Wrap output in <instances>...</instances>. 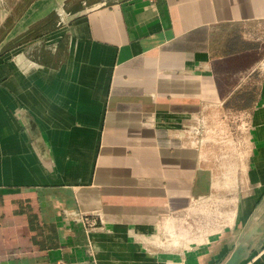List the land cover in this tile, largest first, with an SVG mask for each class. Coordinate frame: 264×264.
<instances>
[{
    "label": "crops",
    "instance_id": "0c3cea01",
    "mask_svg": "<svg viewBox=\"0 0 264 264\" xmlns=\"http://www.w3.org/2000/svg\"><path fill=\"white\" fill-rule=\"evenodd\" d=\"M13 10L0 264H226L238 248L264 264V0H28L7 26ZM235 112L252 136L237 183L219 184L204 135ZM233 192L235 210L196 207Z\"/></svg>",
    "mask_w": 264,
    "mask_h": 264
},
{
    "label": "rangeland",
    "instance_id": "374dc122",
    "mask_svg": "<svg viewBox=\"0 0 264 264\" xmlns=\"http://www.w3.org/2000/svg\"><path fill=\"white\" fill-rule=\"evenodd\" d=\"M27 1L28 0H0V24L4 16L10 13L12 8L14 9L18 4H22L25 6ZM52 5H48L47 9H51ZM47 9L45 8V10ZM23 10L24 8H21L19 12H17V15L14 17L11 25H14V23H16V21L19 19V15ZM67 13L69 12L67 11ZM69 22H66V28L69 26ZM64 30L66 29H63L62 32H64ZM7 31L8 27H6L5 29L4 26L0 25V39L5 33H7ZM55 39V35H48L42 41L48 43L54 41ZM20 40H25V36L15 38L13 41L18 42ZM251 116L252 113L248 112H235L232 114H228L227 116H220V126H217L218 128H215L213 126V128L209 127L206 129L207 132H205L204 135V138L206 140L205 144H207V146L204 148V154L207 157V159L205 160L206 167L209 168L208 170L214 172L215 174L219 173V184L229 185L237 183V180L239 178L238 173L241 172V168L237 166L236 159L238 156L242 155V152H248V138L252 136L253 129ZM239 195L240 194L236 192L201 194L197 197V202H202L203 204L201 203L202 206H200V204L196 205V207H199V210H202L203 212L210 211L214 214L217 213L220 215L225 213L227 210H235V206L238 204ZM218 199H223L225 200V202L229 201L230 203L232 202L234 204L228 205L229 208H227V203L221 205Z\"/></svg>",
    "mask_w": 264,
    "mask_h": 264
},
{
    "label": "trees",
    "instance_id": "16d2710c",
    "mask_svg": "<svg viewBox=\"0 0 264 264\" xmlns=\"http://www.w3.org/2000/svg\"><path fill=\"white\" fill-rule=\"evenodd\" d=\"M21 8H24V5H22V4H18V5L14 8L12 15H11V16L8 18V20L6 21V25H7V26H10V25H11L12 21L14 20V17L17 15V12H19V10H20ZM75 8H77V5H76ZM53 15H54V14L50 15V16L46 19L45 26L42 27L43 30L46 29V28L48 29L49 27H51V26L54 25V24H53L54 22H53V23L51 22V18H53ZM40 24H41V23H40ZM42 24H43V22H42ZM37 32H38V31H37ZM0 40H1V39H0Z\"/></svg>",
    "mask_w": 264,
    "mask_h": 264
},
{
    "label": "built area",
    "instance_id": "2783aa9c",
    "mask_svg": "<svg viewBox=\"0 0 264 264\" xmlns=\"http://www.w3.org/2000/svg\"><path fill=\"white\" fill-rule=\"evenodd\" d=\"M204 130L202 128H195V132L201 134ZM77 220L85 227V228H92L95 226L93 220L89 218L87 215H77ZM63 264V263H60Z\"/></svg>",
    "mask_w": 264,
    "mask_h": 264
},
{
    "label": "water",
    "instance_id": "95a60500",
    "mask_svg": "<svg viewBox=\"0 0 264 264\" xmlns=\"http://www.w3.org/2000/svg\"><path fill=\"white\" fill-rule=\"evenodd\" d=\"M242 259V249L238 248L226 262V264H238Z\"/></svg>",
    "mask_w": 264,
    "mask_h": 264
},
{
    "label": "bare ground",
    "instance_id": "6f19581e",
    "mask_svg": "<svg viewBox=\"0 0 264 264\" xmlns=\"http://www.w3.org/2000/svg\"><path fill=\"white\" fill-rule=\"evenodd\" d=\"M257 127V126H256Z\"/></svg>",
    "mask_w": 264,
    "mask_h": 264
}]
</instances>
